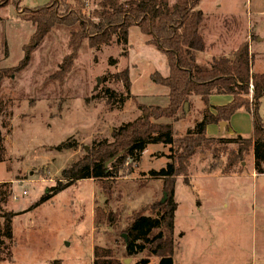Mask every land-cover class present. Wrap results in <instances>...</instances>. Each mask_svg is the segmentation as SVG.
I'll return each instance as SVG.
<instances>
[{"label": "rangeland", "instance_id": "obj_1", "mask_svg": "<svg viewBox=\"0 0 264 264\" xmlns=\"http://www.w3.org/2000/svg\"><path fill=\"white\" fill-rule=\"evenodd\" d=\"M64 3L88 17L96 0H9L0 6V68L19 62L23 45L34 31L30 22L20 18L21 9L54 5L62 14ZM197 8L205 17L201 31L206 40L219 32L216 41L227 44L225 54L246 41L256 62L253 70L264 71V0H200ZM140 40L139 28L131 27L126 57L114 41L97 50L83 45L64 72L60 63L70 52L68 33L64 28L51 30L33 50L27 66L4 80L0 129L6 152L0 162V182L11 185L3 207L20 214L12 222V258L0 264H92L94 245L112 249L121 264L126 259L133 264L147 258L144 252L124 254V229L134 212L152 214L151 205L167 198L162 181L148 172L176 157L178 140L201 117L203 103L194 96L185 114L172 123V148L148 145L138 161L127 160L113 179L101 184L78 180L29 209L93 141L109 140L113 128L140 114V106L166 104L168 88L152 79L155 72L168 75L166 56L154 46L145 50ZM109 57L117 60L114 66L108 64ZM124 67L128 68L130 97L122 104H108L102 95L105 89L125 94L120 77L112 76ZM247 97H251L250 90ZM258 115L264 123V95ZM61 142L74 145L56 149ZM235 147L209 141L185 164V172L174 177L173 264H264V174L254 172L251 151L228 168V154ZM96 208L112 213L114 221L95 223ZM157 260L150 256L147 264Z\"/></svg>", "mask_w": 264, "mask_h": 264}, {"label": "trees", "instance_id": "obj_2", "mask_svg": "<svg viewBox=\"0 0 264 264\" xmlns=\"http://www.w3.org/2000/svg\"><path fill=\"white\" fill-rule=\"evenodd\" d=\"M9 0H0V6ZM79 1V0H78ZM82 2V1H81ZM200 0H96L90 16L81 14L78 7L63 4L62 14L54 5L35 9L22 8L20 18L30 22L34 31L29 41L23 45V57L12 67L0 68V91L5 79H10L24 69L31 54L51 30L64 28L68 33L69 54L64 56L60 69L71 68L77 51L83 46L99 49L112 41L121 46V56H127L128 29L137 26L148 36V43L166 56L169 73L162 77L152 74V79L168 88L167 103L164 106H140V114L131 121L113 128L110 139L93 141L89 150L69 166L63 168L55 184L47 188L29 209L51 199V197L81 179L97 180L99 184L113 179L127 160L136 162L149 144H162L172 148L175 143L172 123L184 115V104L191 96H197L203 103L201 117L188 128L178 140L176 157H172L158 170L148 172L151 178L162 181L167 198L151 205L150 213H133L124 229L122 244L124 254L132 256L144 252L147 258L133 264H147L150 256L157 257L156 264H173V229L176 203L174 177L185 172V164L209 141L235 144L229 151L226 166L232 167L244 152L251 151L256 174H264V123L258 115L260 99L264 95V73H252V54L246 41L241 42L229 55L212 57L206 63L197 62V55L206 49L201 34L205 22L204 15L197 8ZM83 3V2H82ZM79 2H77V5ZM93 18L95 20H93ZM117 60L108 58L114 66ZM112 76H119L125 94L105 89L103 97L108 104H122L130 97L128 68L124 67ZM251 85V90L249 86ZM250 90V99L247 97ZM212 94L229 95L230 101L224 105L209 104ZM118 96V97H117ZM116 99V100H115ZM238 109H244L252 116V130L249 136L234 138H208L206 126L218 122H228ZM5 111V102L0 95V116ZM164 118L163 121H157ZM73 143L61 142L56 149L72 148ZM5 146L0 129V162L4 160ZM106 162L109 164L106 165ZM188 184L187 181H184ZM11 194L10 182H0V261L11 260L14 236L13 218L20 214L6 210L3 205ZM95 223H112V213L96 208ZM54 264H59L55 261ZM92 264H121L112 249L94 245Z\"/></svg>", "mask_w": 264, "mask_h": 264}, {"label": "crops", "instance_id": "obj_3", "mask_svg": "<svg viewBox=\"0 0 264 264\" xmlns=\"http://www.w3.org/2000/svg\"><path fill=\"white\" fill-rule=\"evenodd\" d=\"M131 27H133V26H131ZM130 28L128 29V34H129V31H130ZM201 34H202V36L204 38V41H206L205 42L206 43V49L204 51L198 53L197 57L201 56V58H202V59L201 58L197 59V61L199 63H202V61H204V59H208L209 58V60H210L212 57H215L214 54H216L217 51L219 52V54L222 53V55H229L230 53H232L236 49V48L235 49H233V48L229 49L230 51L227 52L228 54L227 53L226 54L223 53L224 52L223 49H225V47H227L226 46L227 44L225 45L224 43H220V42L216 41V40H219L218 38H220L219 37L220 36L219 32L217 33L218 37H216L217 36L216 35V36H213L212 39L208 38L207 40L205 39L204 34L202 33V31H201ZM225 36H227V39H228V35H225ZM148 39H149L148 36L141 32V40L140 41H142V43L144 44V45L141 44L142 48H145V50H150V49L153 50V48H152L153 45L148 43ZM227 39H225V40H227ZM225 40H224V42H226ZM128 53H130V51L127 48V54ZM254 62L255 61H254L253 55H252L251 72L252 73H264V71H262V69H260V71L253 70V67L256 64V62L255 63ZM194 97L197 98L199 100V102L202 104V102H201L199 97H197V96H194ZM230 99H231V97L229 95H218V94H212L208 98L209 104H210L211 107L224 105L227 102H229ZM166 103H167V101H166ZM199 108L202 109L203 105H202V107H199ZM186 109H187V107H186ZM186 109L184 108V111H186ZM251 121H252V118H251L250 114L247 111H245L244 109H238L230 116V119H229L228 122H218L216 124L207 125L206 126V135L207 136H212V137H226V136H232V135H246V136H248V135H250L251 130H252V125L250 124V126H248V123L251 122ZM208 132H211L212 135H208L207 134ZM244 133H246V134H244ZM149 145H156V144H149ZM147 146L145 147V149L141 153L140 158L147 151ZM162 146H164V145H162ZM150 170H158V169H150Z\"/></svg>", "mask_w": 264, "mask_h": 264}, {"label": "water", "instance_id": "obj_4", "mask_svg": "<svg viewBox=\"0 0 264 264\" xmlns=\"http://www.w3.org/2000/svg\"><path fill=\"white\" fill-rule=\"evenodd\" d=\"M186 107H187V103L184 104V108H185V109H186ZM163 200H164V199H162V201H163ZM123 236L125 237V235H123ZM127 260H128V259H126V260L124 261V264H127Z\"/></svg>", "mask_w": 264, "mask_h": 264}, {"label": "built area", "instance_id": "obj_5", "mask_svg": "<svg viewBox=\"0 0 264 264\" xmlns=\"http://www.w3.org/2000/svg\"><path fill=\"white\" fill-rule=\"evenodd\" d=\"M82 1L83 3H87V0H80ZM249 89L251 90V85L249 86ZM23 194H25V191L22 192Z\"/></svg>", "mask_w": 264, "mask_h": 264}]
</instances>
